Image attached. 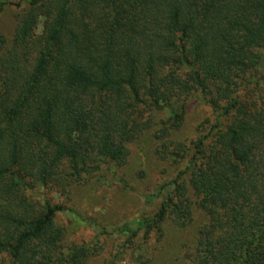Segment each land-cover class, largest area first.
Masks as SVG:
<instances>
[{
	"label": "trees",
	"instance_id": "1",
	"mask_svg": "<svg viewBox=\"0 0 264 264\" xmlns=\"http://www.w3.org/2000/svg\"><path fill=\"white\" fill-rule=\"evenodd\" d=\"M28 4L9 46L0 35L5 264H73L86 257L83 248L60 257L62 231L52 221L63 207L37 203L26 191L65 190L102 164L124 163L125 143L148 127L146 110L166 109L177 127L195 94L206 99L215 122L191 146L170 142L171 151H162L186 159L188 183L209 216L186 264H264V110L251 95L264 59V0ZM44 12L49 18L39 39ZM176 192L153 222L170 216L186 224L185 186L177 183Z\"/></svg>",
	"mask_w": 264,
	"mask_h": 264
},
{
	"label": "rangeland",
	"instance_id": "2",
	"mask_svg": "<svg viewBox=\"0 0 264 264\" xmlns=\"http://www.w3.org/2000/svg\"><path fill=\"white\" fill-rule=\"evenodd\" d=\"M28 7V0H0V35L7 46L19 16ZM48 18L45 12L40 17L35 29L39 39ZM258 73L259 86L251 95L258 99L255 106L264 110V59ZM245 92L250 98V91ZM143 118L148 119V127L125 143L124 163L102 164L65 190L41 186L26 191L37 203L48 201L63 207L52 221L62 231L57 248L60 257H71L82 248L88 251L86 257L73 264H186L198 230L209 221L188 183L186 159L174 161L162 151L166 146L171 151L170 142L191 146L215 122L212 108L205 98L195 94L186 100L177 127H171L166 109L146 110ZM165 123L168 128L162 134ZM177 183L185 186L190 202L186 224L178 225L170 216L153 222L167 197L176 201ZM5 263L0 256V264Z\"/></svg>",
	"mask_w": 264,
	"mask_h": 264
}]
</instances>
